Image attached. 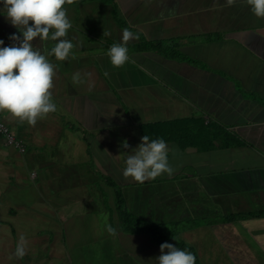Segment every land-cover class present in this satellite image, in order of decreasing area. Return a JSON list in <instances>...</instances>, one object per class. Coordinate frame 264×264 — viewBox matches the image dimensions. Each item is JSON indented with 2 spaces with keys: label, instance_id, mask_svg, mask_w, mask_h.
Wrapping results in <instances>:
<instances>
[{
  "label": "crops",
  "instance_id": "crops-1",
  "mask_svg": "<svg viewBox=\"0 0 264 264\" xmlns=\"http://www.w3.org/2000/svg\"><path fill=\"white\" fill-rule=\"evenodd\" d=\"M114 1L137 35L127 43L124 66L114 67L107 55L127 28L113 5L72 0L64 8L73 25L66 39L75 47L65 61L48 57L56 65L57 110L35 126L0 111L27 146L21 152L0 135V264H158L160 245L119 225L107 178L122 189L127 209L150 222L256 213L186 228L180 237L195 247L201 264H264V214H257L264 211V18L247 0L232 7L225 0ZM14 32L0 14L6 46ZM141 36L174 40L199 63L130 49ZM33 45L45 47L38 38ZM77 72L84 82L74 85ZM191 116L217 122L241 143L224 146L217 139L202 151L167 142L172 175L143 184L123 176L143 137L140 124ZM89 202L92 208H73ZM21 237L22 259L14 255Z\"/></svg>",
  "mask_w": 264,
  "mask_h": 264
},
{
  "label": "clouds",
  "instance_id": "clouds-1",
  "mask_svg": "<svg viewBox=\"0 0 264 264\" xmlns=\"http://www.w3.org/2000/svg\"><path fill=\"white\" fill-rule=\"evenodd\" d=\"M66 3L71 4L72 0H0V14L18 30L9 36L10 45L6 46L4 39H0V111L10 113L21 123L35 126L38 119L57 110L51 91L56 65L48 57L65 61L75 47L66 39L73 27L64 8ZM225 3L232 7L238 0H225ZM247 4L256 17L264 18V0H247ZM37 38L45 45L43 51L33 45ZM136 38L130 29L122 30L121 42L112 44L107 51L114 67H122L129 61L127 43ZM72 81L74 85L84 82L79 72L73 74ZM122 148H130L127 140ZM134 149V154L125 160V178L143 184L165 173L173 174L168 145L163 138L150 139L145 135ZM160 251L156 257L158 264H196L192 252L172 243H162ZM14 255L20 259L26 255L24 237L20 238Z\"/></svg>",
  "mask_w": 264,
  "mask_h": 264
},
{
  "label": "trees",
  "instance_id": "trees-1",
  "mask_svg": "<svg viewBox=\"0 0 264 264\" xmlns=\"http://www.w3.org/2000/svg\"><path fill=\"white\" fill-rule=\"evenodd\" d=\"M103 1L113 5V15L117 19L118 23L122 27L129 28L127 22L119 17L115 1ZM213 37L217 39L219 35L215 34ZM209 39H212V36H210ZM173 41L174 40H147L141 36L140 41L134 45H131L130 49L133 51L154 50L165 57L175 58L180 61H188L193 64L199 63L198 60L182 53L178 49L177 44H175ZM139 128L142 136L146 135L150 139L163 138L166 142H177L184 149L195 147L202 151H209L216 146L215 141L217 139H221L224 146H232L241 143V140L230 135L224 126L213 121L207 122L205 119L196 116L142 123L139 125ZM107 182H109L115 188L116 208L120 214L122 229L124 232L131 234H149L152 241L158 245H161L164 242L172 243L181 249L192 252L196 257V264H201L198 253L193 245L180 237V232L182 230L186 228L197 227L203 224L233 221L241 219L244 216L256 214L253 212L230 214L213 219L210 222H199L196 225H190L184 228L178 227L179 224L176 222H150L141 219L130 212L126 207V201L120 187L117 186L110 178H107ZM257 214H264V211H260Z\"/></svg>",
  "mask_w": 264,
  "mask_h": 264
},
{
  "label": "rangeland",
  "instance_id": "rangeland-1",
  "mask_svg": "<svg viewBox=\"0 0 264 264\" xmlns=\"http://www.w3.org/2000/svg\"><path fill=\"white\" fill-rule=\"evenodd\" d=\"M93 42H96V40H92ZM113 150H116V149H113ZM115 155H117V153H115ZM182 161H185V162H187L188 161V159H186V158H184V159H181ZM171 162H172V160H171ZM173 162H176V161H174L173 160ZM178 164H180V163H178ZM115 170H116V168H115ZM115 177H119V174L117 173V172H115ZM121 189V188H120ZM121 191H122V189H121ZM163 191H165V190H163ZM171 191V190H170ZM161 192H162V190H161ZM172 192V191H171ZM177 192H179L178 190H175L174 192H172V193H174V195L175 196H178L179 194L180 195H182V197H184V198H186V196H184V194H182V191H180L179 193H177ZM66 193V192H65ZM65 196H66V194H65ZM100 200H103V198L102 199H100ZM98 201L97 203H95V205H98L99 207H101L100 205L103 203H101V201ZM108 201V200H107ZM86 202H88V201H86ZM143 203H145V202H143ZM184 204V201L182 200L181 202H179L178 204H177V207L178 208H180L181 206H182V204ZM85 207H86V209L87 208H92L93 207V205L89 202V204L88 203H80V204H77V203H75L74 204V206H73V208L74 209H85ZM117 211V210H116ZM114 212H115V210H114ZM118 212V211H117ZM204 216H200V217H196V218H194V219H187V220H180V221H177L176 223L177 224H179V226L178 227H180V228H184V227H187V226H192V225H196L197 223H199V222H204V221H212L213 219H216V218H218L217 216H212V217H204ZM101 218H103V216L101 217ZM105 218V217H104ZM117 218H118V221L120 222V224L119 225H121V227H122V223H121V218H120V214H119V212L117 213ZM102 222V221H101ZM169 223H171V222H169ZM175 223V222H174ZM116 223L113 221V225H115Z\"/></svg>",
  "mask_w": 264,
  "mask_h": 264
},
{
  "label": "built area",
  "instance_id": "built-area-1",
  "mask_svg": "<svg viewBox=\"0 0 264 264\" xmlns=\"http://www.w3.org/2000/svg\"><path fill=\"white\" fill-rule=\"evenodd\" d=\"M0 135L4 138L7 145L12 146L25 152L27 146L25 143L13 132V130L8 126V124L0 119Z\"/></svg>",
  "mask_w": 264,
  "mask_h": 264
}]
</instances>
